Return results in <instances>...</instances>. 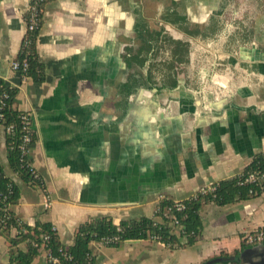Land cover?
I'll use <instances>...</instances> for the list:
<instances>
[{
	"label": "crops",
	"instance_id": "obj_1",
	"mask_svg": "<svg viewBox=\"0 0 264 264\" xmlns=\"http://www.w3.org/2000/svg\"><path fill=\"white\" fill-rule=\"evenodd\" d=\"M29 1L0 0V79L15 90L11 108L30 114L27 156L43 184L31 187L11 170L0 128V167L20 192L11 211L21 223L49 224L71 246L75 230L91 218L115 224L152 218L162 199L181 202L236 178L264 152V12L255 18L254 37L232 47L234 35L216 30L191 37L179 29L216 25L229 0H216L209 11L194 0L196 16L184 0H51L36 39L43 78L35 81L11 70ZM255 8L264 9V0ZM174 13L185 21L171 23ZM137 19L189 42L176 85L156 76L128 80L137 69L125 62L136 45ZM150 62L149 55L144 76ZM198 213L201 231L192 245L93 242V264H264V244L242 245L248 233L264 228V188L224 206L204 202ZM18 249L25 252L26 243ZM14 250L0 235V264H16ZM30 264H49L45 250Z\"/></svg>",
	"mask_w": 264,
	"mask_h": 264
},
{
	"label": "trees",
	"instance_id": "obj_2",
	"mask_svg": "<svg viewBox=\"0 0 264 264\" xmlns=\"http://www.w3.org/2000/svg\"><path fill=\"white\" fill-rule=\"evenodd\" d=\"M51 0H41L35 3L38 8L36 15V26L32 31H27L24 35L23 41L26 45L21 46L16 57L17 61L26 59L28 68L25 72L26 77H32L35 81H41L43 78V66L38 61L36 53V39L43 23V13L45 5ZM34 3V0H31ZM173 21L183 22L184 17L172 14ZM26 27L29 24L28 14L24 16ZM165 20L168 19L164 18ZM142 23H136L134 26L135 41L138 46L137 49L129 48L130 56L125 59L128 69L137 67L136 71L129 74L128 80L136 82L134 75H138V80L151 82L154 79V73L161 74V81L170 86L176 85L179 72L176 71L179 65H186L188 63L189 42L183 40L173 39L171 36L166 37L165 40L173 45V49L169 50L168 60H163L162 64H156L157 57L155 56L157 50L158 37L162 31H153ZM143 27V28H142ZM178 27V26H177ZM179 29L195 37L201 34V30L192 27V30L179 26ZM163 30V29H160ZM217 30L215 24L209 25L205 28V32L214 33ZM204 34V33H202ZM205 37V34L203 35ZM22 41V42H23ZM151 52V55L149 54ZM150 55V65L146 76L141 72L142 67ZM158 66H162L159 68ZM163 69V70H162ZM127 91H129L130 86ZM3 93L9 95L5 106L2 109L3 118L0 120V126L13 125L11 134H5L7 160L11 170L27 185L36 188H43L41 179L37 176L31 161L28 156H21L19 146L21 144V126L18 121L20 112H16L11 108L12 99L15 95V90L7 86L0 79V97ZM33 143V133H32ZM31 143V144H32ZM261 172L264 174V152L256 155L251 163L240 174L230 180L219 181L208 187L202 188L198 191L195 197H190L182 201L185 205L183 211L177 212L173 210V215L183 224L187 242L183 245L178 241L180 237L171 233L168 227V220L157 227H153L152 218H140L131 221H121L117 224L113 223L108 217L91 218L85 223L78 226L74 232V242L71 246H64L60 243L56 232L51 225L46 223H36L34 226L21 223L15 218L11 211V206L17 203L20 197V192L14 182L8 178L3 169L0 167V235L7 237V242L10 249H15L11 254L12 261L16 264H30L33 258L43 249L51 253L53 257L58 258L61 264H93V257L89 250V245L93 242H101L103 239L116 237L117 241L114 243L102 244L105 246L116 247L121 242L127 240L147 239L148 235L153 232L159 235L161 243L173 247H185L192 245L201 231V222L199 218V209L204 202H213L218 206L232 204L237 201L247 200L258 196L264 188V180L258 183L243 184L239 182L251 172ZM250 191L252 192L250 194ZM173 201L162 199L159 203L161 210L165 207H172ZM155 216H159L155 214ZM15 230V236L9 237V233ZM46 237V240L44 238ZM26 243L27 250L25 252L18 249V245ZM242 245H246L243 243Z\"/></svg>",
	"mask_w": 264,
	"mask_h": 264
},
{
	"label": "built area",
	"instance_id": "obj_3",
	"mask_svg": "<svg viewBox=\"0 0 264 264\" xmlns=\"http://www.w3.org/2000/svg\"><path fill=\"white\" fill-rule=\"evenodd\" d=\"M41 1V0H39ZM38 2V0H34V3H31V0L29 1V6L27 9V14L29 18V24L26 27V32L27 31H32L34 27L36 26V15L38 13V8L36 7L35 3ZM27 43L24 40L22 42L21 46H25ZM28 68V62L26 59H23L22 61H17L16 59L11 63V70L20 74L22 78H25V72ZM9 99V95L7 93H3L0 97V120L3 118L2 114V109L5 106L6 100ZM18 121L21 126V131H22V136H21V144L19 146V149L21 151V156H27V152L29 150V147L31 146L32 143V128H31V117L28 112H20L18 116ZM5 132V134H11L13 131V125L9 126H0ZM35 177H37L36 174H34ZM241 177V175H239ZM264 180V174L261 172H251L248 173L246 177L243 178L239 182L240 185L243 184H251V183H258L260 181ZM202 191V190H200ZM197 193V192H196ZM196 193L193 195L195 197ZM252 192L250 191V194ZM192 196V197H193ZM162 201V200H161ZM160 201V202H161ZM158 202L156 204L155 212L152 217L153 227H157L159 224L163 223L164 220H168V227L170 228V232L175 234L177 237L182 236L186 237L185 235V230L183 224H181L176 217L173 215V210L180 212L185 209L184 203L181 202H174L172 207H165L164 209L161 210L160 205ZM155 214H158L159 216H155ZM148 240L159 242L160 237L158 234L151 232L148 235ZM46 240V237L44 238ZM117 241L116 237H111L107 239H103L102 243L98 242L100 244H108V243H114ZM243 243L246 245H262L264 244V228L255 230L251 233H248L244 238H243ZM47 255V260L49 264H61L58 258L53 257L49 251H45Z\"/></svg>",
	"mask_w": 264,
	"mask_h": 264
},
{
	"label": "rangeland",
	"instance_id": "obj_4",
	"mask_svg": "<svg viewBox=\"0 0 264 264\" xmlns=\"http://www.w3.org/2000/svg\"><path fill=\"white\" fill-rule=\"evenodd\" d=\"M194 0H184L186 3V7H189L188 10L193 14L197 15L200 13V9L194 8ZM205 3L206 10H210L209 8H213L216 0H203ZM230 1V7L228 9H225L223 13L219 16L217 20V31L218 33L224 32L226 34L234 35L235 41L231 42L230 45L232 47H236L238 45H242L245 41V39L252 38L254 35L258 32V26L255 22V18L257 14L261 11V14L264 12L263 8H255V2L258 3L259 0H229ZM202 3V2H201ZM249 4L252 6L251 8L248 7ZM209 7V8H208ZM199 11V13H198ZM196 13V14H195ZM139 19L136 20V23ZM109 21V20H108ZM135 23V24H136ZM141 24L142 23H138ZM146 26V24L144 25ZM147 26L150 28V26L147 24ZM155 27L152 26L153 31H162L161 35L158 37L157 42V50H156V64H162L163 60H168L169 58V50L173 49V45L170 44L165 40L166 37H169L168 33L170 31L165 30L161 26L155 24ZM123 27V26H122ZM120 27L118 26L117 29ZM143 28V27H142ZM264 28V27H263ZM163 29V30H160ZM256 29V30H255ZM205 27L201 30V32H205ZM123 32H126L123 30ZM126 35V33H123ZM124 41H127V38L123 36ZM237 40V41H236ZM137 45L135 47H131L134 49H137ZM190 48V44H189ZM151 55V52L149 53ZM151 58V57H150ZM159 68H162V66H158ZM163 70V69H162ZM156 79L161 81V74L155 73Z\"/></svg>",
	"mask_w": 264,
	"mask_h": 264
}]
</instances>
